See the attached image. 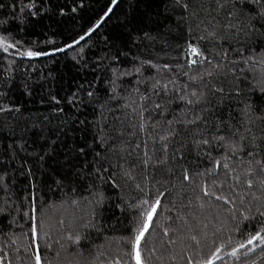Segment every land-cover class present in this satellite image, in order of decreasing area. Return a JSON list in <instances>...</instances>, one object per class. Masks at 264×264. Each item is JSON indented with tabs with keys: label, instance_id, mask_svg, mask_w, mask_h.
Listing matches in <instances>:
<instances>
[{
	"label": "snow or ice",
	"instance_id": "6c2138e0",
	"mask_svg": "<svg viewBox=\"0 0 264 264\" xmlns=\"http://www.w3.org/2000/svg\"><path fill=\"white\" fill-rule=\"evenodd\" d=\"M44 3L13 0V16L0 19V31L9 32L17 13L21 19L40 15ZM148 3L104 0L68 41L48 40L50 49L23 47L0 35V191L7 196L19 173L28 181L23 200L29 204L23 212L20 196L11 203L6 198L0 231L4 221L11 227L18 225L17 217H27L26 246L21 249L10 239L19 264H51L45 255L53 243L64 248L59 240L49 242L57 225L77 246L91 238L80 229L102 232L97 211L106 210L113 194L131 216L125 231L112 238L115 255L100 260L105 245H99L100 264H152L153 257L160 260L178 243L182 252H192L183 256L186 264L264 262V0H170L166 10L181 9L187 27L175 45L165 41L177 54L163 60L154 54L155 45L172 29L148 11ZM86 8H91L87 0H64L58 14L75 17ZM59 54L76 70L73 86L57 87L50 72L42 80L27 74L17 79V57L55 62ZM31 85H47L39 101L49 115L21 126L16 92L31 101ZM53 186L67 197L60 207L86 205L87 218L53 224L48 209L56 205L43 200L45 189ZM125 187L138 194L131 203L122 195ZM186 189L192 195L185 204ZM173 192L179 206L175 199L164 205ZM173 208L175 217L167 214ZM196 209L215 212L200 217ZM157 233L161 256L150 239ZM6 256L0 249V264H12Z\"/></svg>",
	"mask_w": 264,
	"mask_h": 264
},
{
	"label": "trees",
	"instance_id": "16d2710c",
	"mask_svg": "<svg viewBox=\"0 0 264 264\" xmlns=\"http://www.w3.org/2000/svg\"><path fill=\"white\" fill-rule=\"evenodd\" d=\"M12 2L13 0H0V3H4L5 5L3 9H0V19L5 17L11 18L13 16V11L10 7ZM27 2L28 0H25V3ZM37 3L39 5L40 0H37ZM63 3L64 0H45V3L40 5L41 12L38 16L25 15L24 18L21 19L17 13L16 19L11 20L8 25L9 32L0 31V35L8 36L12 41H21L23 47L50 49L53 45L47 43L48 40L54 39L57 44L68 41L70 35L79 30L80 25L88 22L89 18L93 14L91 9L102 6L104 4V0H98V2L97 0H87V3L91 6V8H86L81 14L75 17L60 16L58 14L59 7ZM167 4H170V0H149L148 3V11L154 15H159V18L161 22L165 24V27L170 26L172 29V32L169 33V35L162 36L160 41L155 45L154 54L162 60L168 59L177 54L174 48L165 47V41L168 44L175 45L179 39L186 35L185 29L187 27V24L180 19L182 10L179 8L173 9L171 7H168L166 10L165 5ZM48 6L52 8V11L44 12L43 8ZM160 31L163 32L164 29L162 28ZM73 54L74 53L70 50L68 56L70 57ZM3 56L4 54L0 52V64L4 63L2 59ZM16 64L18 67L15 74L18 80L25 79V74H27L32 81L42 80L43 76L50 72L51 75L57 77V80L55 81L57 87L61 84L65 87L73 86L72 81L76 70L73 68L70 59L65 58L63 54H59L56 57L55 62L49 58L41 59L39 61H21L17 57ZM33 68L36 69L35 72L32 71ZM31 86L34 88L35 93L31 101H29V98L23 95L19 90L16 92L17 98L22 101L21 114H18L16 117V119L20 121L21 126H23L25 121L29 123L42 122L43 116L49 115L48 109L39 101V97L42 92H46L47 85H45L43 89L39 85ZM224 86L227 89V83H225ZM242 88L247 93L248 85L246 82L242 85ZM257 99H259V97H257ZM0 119L3 118L0 117ZM89 119H92L91 115H89ZM109 119L111 120V117H109ZM52 122L55 124L57 121L54 118ZM12 123H16V121L13 120ZM180 163L183 164V161ZM186 166L190 167L191 162ZM175 171L177 176H179V165L176 167ZM173 182H176L175 178H173ZM121 183L124 182L121 181ZM27 184L28 181L17 173V179L14 188L12 189V191L16 192V196L12 195V191H9L7 196L3 191H0V207H5L4 200L6 198L9 200V203H11L13 200H16L17 196H20L22 201V211L27 212L29 204L27 201L23 200V196L28 194ZM37 194L39 195V189H37ZM122 195L125 200L131 203V197L138 194L128 187H125ZM191 195L192 193L190 190L186 189L183 203L186 204L188 197ZM62 199H67L64 191L56 189L55 186H53L51 190L45 189L43 195L44 202L47 204L54 203L56 205L55 207L48 209V215L53 224H55V222L60 218L65 219L66 223L71 220L73 216L79 217L83 215L87 218L89 209L86 205L74 208L65 204L64 207H60ZM173 199L177 201V206H179V195L175 192H173L172 196L165 198L163 200V204L171 206L170 202ZM105 208L106 210L103 211L102 214L100 211H97L96 217V224L102 229V232L97 233L95 230L80 229L82 236L87 232L91 233V238L89 240L82 239V246H77L71 241H68L66 239L67 233L64 232L63 229H60L59 231L57 230L59 228L58 225L56 228H53L51 231L52 240L49 242L51 243L59 240L60 243L64 245V248H61L60 244L53 243L52 251L46 252L45 260H50L51 264H92L93 261H95V264H100V260H104L106 257L110 259L111 256L115 255L116 245L112 238H118L119 235L125 231L127 221L131 216V209L128 208L125 203L118 200L116 194L112 195L111 200L107 202ZM121 209H123V211ZM213 212H215V209H206L203 212L196 209L195 214L202 217L210 215ZM167 214L175 217L176 209L173 208L172 212ZM12 215L16 216V213L13 212ZM17 220L18 225H22V228L18 225L9 227L8 222L4 221L3 231H0V249H3L4 252L7 253L6 260L11 259L12 264H19V259L16 256L15 248L10 244V239H15L16 245H18L21 249H23L28 243V237L22 235V233L28 232L27 217L25 216L22 219L17 217ZM215 223L219 226L220 221H215ZM13 232H15V236H13ZM159 235L160 234L157 233L153 237H150V239H153L156 244V256H161V252L163 251L160 248L159 239L157 238ZM209 235H211V232H209ZM225 235H227L226 232ZM17 236L20 238L16 239ZM105 237H108V239H105ZM233 239L235 240L237 237H233ZM101 243H103L105 247L99 249V251L105 252V256L100 257V260H96L98 247ZM41 247L43 248V240L41 241ZM183 247L184 245L178 243L168 252L164 253L160 260H156L155 257H153L152 264H186L183 256L192 255V252L190 250L182 252ZM205 251H207V249H205ZM57 252L60 253L58 257L56 256ZM80 253H82V255ZM172 256H175V260L170 259ZM252 258L256 259V256H253ZM258 264H264V262L258 261Z\"/></svg>",
	"mask_w": 264,
	"mask_h": 264
},
{
	"label": "rangeland",
	"instance_id": "374dc122",
	"mask_svg": "<svg viewBox=\"0 0 264 264\" xmlns=\"http://www.w3.org/2000/svg\"><path fill=\"white\" fill-rule=\"evenodd\" d=\"M21 50H23V49H21ZM10 52L15 53V49H10Z\"/></svg>",
	"mask_w": 264,
	"mask_h": 264
},
{
	"label": "water",
	"instance_id": "95a60500",
	"mask_svg": "<svg viewBox=\"0 0 264 264\" xmlns=\"http://www.w3.org/2000/svg\"><path fill=\"white\" fill-rule=\"evenodd\" d=\"M45 58H47V57H45ZM45 58H42V59H45ZM26 60V59H25ZM26 61H28V60H26Z\"/></svg>",
	"mask_w": 264,
	"mask_h": 264
}]
</instances>
